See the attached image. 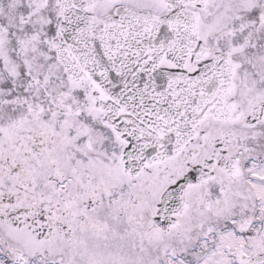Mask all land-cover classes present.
Returning a JSON list of instances; mask_svg holds the SVG:
<instances>
[{"label":"flooded vegetation","instance_id":"flooded-vegetation-1","mask_svg":"<svg viewBox=\"0 0 264 264\" xmlns=\"http://www.w3.org/2000/svg\"><path fill=\"white\" fill-rule=\"evenodd\" d=\"M122 13H188L190 53L158 68L227 74L177 153L140 167L55 45L67 19ZM0 264H264V0H0Z\"/></svg>","mask_w":264,"mask_h":264},{"label":"water","instance_id":"water-1","mask_svg":"<svg viewBox=\"0 0 264 264\" xmlns=\"http://www.w3.org/2000/svg\"><path fill=\"white\" fill-rule=\"evenodd\" d=\"M196 25L188 13L182 19L122 13L113 22L77 16L59 31L61 63L71 76L91 79L105 121L128 142V165L175 155L194 123L220 99L227 74L218 58L193 74L157 66L164 54L180 66L195 43ZM189 182L188 173L173 189Z\"/></svg>","mask_w":264,"mask_h":264}]
</instances>
